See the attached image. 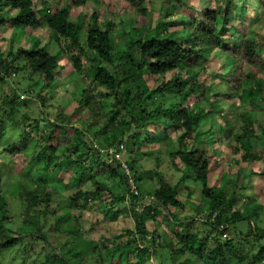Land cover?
I'll return each instance as SVG.
<instances>
[{
  "label": "trees",
  "instance_id": "obj_1",
  "mask_svg": "<svg viewBox=\"0 0 264 264\" xmlns=\"http://www.w3.org/2000/svg\"><path fill=\"white\" fill-rule=\"evenodd\" d=\"M86 1L0 0V27L13 30L10 44L13 46L17 34L28 40V47L17 45L14 51L9 50L7 58L0 48V85L10 77L16 85L9 94H0V254L11 252L17 259H29L30 252L37 249L41 259L35 264H86L89 258L95 264L105 258L114 260L113 264H153L152 259L173 264L179 257H184L180 264H192L190 257L200 264H264V246H259L248 262L242 256L236 258L242 262H230L237 251L234 240L220 241L230 226L241 221L249 226L248 238L256 243L264 240V231L258 226L263 206L247 200L252 193L245 181L248 178L223 174L228 190L222 184L214 185L217 179L210 181L211 160L215 159L217 167L223 163L215 155L217 150L222 151L223 141L231 154L241 153V160L261 161L259 175L264 177V156L251 149L253 138L264 144V125L250 114L264 105V0H203L201 18L188 14L196 10L188 0H160L155 19L149 13V0H118L120 12L126 14L129 9L134 18L116 24L105 20L102 26L98 12H94L84 27L83 19L71 21L70 11ZM143 21L145 24L138 27ZM257 23L259 28L251 38L248 32ZM42 31L46 38L39 34ZM115 37H125V42L121 45ZM61 39H68L70 48L58 45L53 52ZM70 49L73 52L67 62L72 72L88 79L80 89V98L72 101L76 106L72 115H83V108L90 111V117L75 121L80 128L69 124L63 107L48 98L57 73L67 67L60 59ZM215 58L223 60L225 67L212 70L210 64ZM166 75L170 76L167 81ZM147 77L154 80L151 88ZM33 102L41 107L27 110ZM245 102L249 109L241 111ZM206 122L208 128H204ZM256 130L260 131L258 135ZM173 132L176 148L170 140ZM164 144L170 147L171 166L178 158L184 171L201 185L208 212L205 224L220 236L213 239L211 249L206 247L207 236L200 238L198 233L188 232L201 205L193 204L189 197L181 201L177 185H171L157 170L153 173L157 189L143 193L139 185L142 178L135 172L132 157H148L150 147ZM119 145H124L129 155L126 168L106 165L100 154V150ZM26 151L31 153L28 157L36 174L47 177L48 182L31 187L28 178L17 175L13 189L20 195L23 214L18 217L22 218L20 225L10 228L8 224L16 222L1 190L6 176L1 166ZM234 163L238 165V161ZM231 166L232 162L228 171ZM62 172L68 174L67 180L61 177ZM129 172L135 177V193L127 183ZM103 177L118 178L120 194L111 193ZM83 183H90L95 190H81ZM69 189L74 193L65 196ZM104 191L109 192L108 203L101 200ZM89 196L92 203L102 205V219L109 222L121 217L116 207L129 203L133 229L125 230V243L108 249L104 238L93 241L84 236L79 220ZM146 198L150 201L147 204ZM64 199L68 210L62 208ZM187 201L191 206L185 210ZM53 202L62 208L61 216L51 226L63 235L61 239H50L48 232L37 225V218L29 215L42 206L41 213L54 216ZM159 210H163L162 218L167 223L185 226L176 232L175 244L170 238L158 241L148 234L147 223L159 220ZM96 223H91L89 230ZM142 240L153 249L148 251L144 242L140 244ZM37 243L42 247L37 248Z\"/></svg>",
  "mask_w": 264,
  "mask_h": 264
},
{
  "label": "rangeland",
  "instance_id": "obj_2",
  "mask_svg": "<svg viewBox=\"0 0 264 264\" xmlns=\"http://www.w3.org/2000/svg\"><path fill=\"white\" fill-rule=\"evenodd\" d=\"M188 5L192 6L195 8V12H190L188 14H191L195 16L196 18H201V10L203 9V6L205 5L203 0H188ZM250 7L251 5L248 4ZM149 6H151V10H149V13L153 14L155 19L159 16L158 11L161 8L160 6V0H149ZM148 6V7H149ZM121 5L118 0H87L86 3L83 6L77 7V8H72L70 11L71 14V21L75 20H82L83 19V26L86 27L88 25V22L90 21V16L94 12H98V23L103 26V23L105 20L111 21L112 24L118 23L119 20H128L132 19L135 17V14L133 11L128 9V13L124 14L121 13ZM121 13V14H120ZM250 15H252V10H249ZM120 14V15H119ZM158 14V15H157ZM149 20V18H148ZM150 21H152L150 19ZM145 24V21H143L141 24L137 25L138 27L142 26ZM260 23H257L254 25L250 31L248 32V35L252 38H254V33L257 32V29L259 28ZM104 28V27H102ZM39 34L46 38L47 34L45 32H39ZM144 34V32H142ZM13 35V30L8 27V26H1L0 27V48L3 51L4 57H8V52L9 50H15L17 45H21L22 47L26 48L28 47V40L26 37L22 34H17V40L14 41L13 46L10 44L11 42V37ZM85 38L82 36L80 42L83 43ZM115 42H118L119 44H123L125 42V37H121L117 39L116 37L114 38ZM123 41V43H122ZM58 44L54 46L57 47L53 52L58 50V45L63 46V47H69L71 45V42L66 39H61L58 40ZM73 52V51H72ZM71 49L68 50L60 59V63L66 64V68L62 72H58L56 75V81L53 84L52 88L50 89V93L48 98L53 101L56 104H59L63 107V114H70L68 123L69 124H74L75 127L80 128V125L76 123L75 121L79 118H85V117H90V111L89 109H81L80 112L83 115H80L79 113H76L75 115H72L73 108L76 106L73 105V100L74 98H80V89L86 86L88 79L83 77V74L74 75L72 72L73 68L70 66L67 62L68 57H70L72 53ZM78 54V53H75ZM221 58V57H220ZM219 59H214V61L210 64L211 69H215L216 71L218 68H222L223 65L225 67V62L223 60ZM82 60H84L82 58ZM11 74V73H10ZM12 77H10L11 79ZM170 78L169 75L165 76V80L167 81ZM9 79V80H10ZM7 83L1 84L0 85V94L1 93H10V90L12 87H15V83L12 81H9ZM147 84L150 86V88L153 86L154 80L152 77H147L146 78ZM217 82V80L215 81ZM90 95L92 96L93 90L89 92ZM72 96V97H71ZM31 106H27V110H32L34 107L35 108H40L41 104L39 102H33L31 103ZM243 109H249L247 102L242 103L241 106V111ZM250 114L257 118L259 122L264 125V105L260 110L256 111H250ZM233 117V115L231 116ZM54 117L51 118L53 120ZM207 123V122H206ZM98 127L101 125L100 122L96 124ZM210 125L207 123L204 125V128H208ZM50 128V127H48ZM47 128V129H48ZM260 133L259 130H256L255 134L258 135ZM169 134H171V131H169ZM170 140H171V145L176 148V137L174 135V132L172 135H170ZM156 140V139H155ZM251 149L254 153H261L264 156V144H260L259 142H256V140L253 138L251 139ZM219 144V143H217ZM150 152L151 155L148 157H134L135 160V165L136 169L135 172L138 174L140 173L142 181L139 182L140 187L144 192L154 190L158 188V183L157 181L154 180V172L155 170L163 173L165 176L166 180L171 184V185H177L178 187V194H179V199L181 201L185 200L186 198L189 197V200L193 204H197L198 206L201 205V212L199 214H196L194 219H192V226L190 227V233H198V237L204 238L206 237L207 241V249H211L214 246L213 239L214 238H219L214 231H212L206 224H205V218L207 217L208 212L206 211L205 205H206V200L201 196V185L195 181L193 176L190 174V172H186L183 169V166L180 164V161L178 158H175L174 160V167L171 166V163L169 162V153L168 151L170 150L169 146L164 145H154L150 147ZM210 148V147H209ZM217 148V147H216ZM119 149V147H118ZM143 150H146V148H143ZM222 150L221 152L219 150L216 151L217 154H215L217 157L222 158L223 163H220L219 167L215 165V159L211 160L210 163V181H214L215 179L216 182L214 185H219L222 184L228 190V182L227 180L223 177V174H226L228 177H230L231 174H236L242 179L245 180L244 178H248L245 181L248 182V188L251 189L252 193H250V198L247 200L249 202H252L253 200L258 203L259 205L263 206L262 211L260 212V217H259V223L258 226L264 231V177L261 178L259 173L262 170L263 166L261 161H257L254 163H247L243 160H241V153L236 155V154H231V151L227 149V142L223 141L222 146L220 148ZM29 151H26L24 153L19 154L18 156L11 157V161L7 164L4 165L3 168L4 173L6 174L4 183L1 186L2 192L6 195L8 203H9V214L13 216L14 221L16 222L15 225H10L8 224V227L10 228H15L19 226V222L21 223V220L18 219L19 215L21 216L23 214V207H21V199L20 195L17 193L15 194L14 192V182L16 180V177L18 174H21L25 178H28L29 181L27 182L28 185L31 187L36 183L37 185H42L43 183L48 182V178L44 176H39L36 174V167L31 163V156L29 155ZM105 156V153L104 155ZM120 158H122L123 162L125 163L129 159V155L124 152L122 155L119 153ZM106 157V156H105ZM155 157H160L156 158ZM235 159V161H234ZM156 161L159 162V166H156ZM233 166L228 171L229 166L231 165V162ZM238 161V165L236 166L234 162ZM1 164V163H0ZM126 165V164H125ZM114 166V165H113ZM114 168V167H113ZM150 172L149 174L146 172ZM228 171V172H227ZM222 172V175L220 174ZM36 174V175H35ZM128 179V182L131 187V191L135 193L136 191V182L134 181V176L133 172H129V174H126ZM186 175V176H185ZM188 175V176H187ZM61 177L65 180H67L68 174L63 173L61 174ZM222 181L220 183L219 179ZM183 178V181L181 182V179ZM105 186L110 189V192L115 193V194H120L122 188L119 185V179L118 178H106L103 177ZM102 179V180H103ZM98 181H100L99 178H97ZM81 190L85 192H93L95 189L90 183H83L80 186ZM247 192V190L245 191ZM74 193V190H70L68 192H64L63 194L65 196H69ZM109 192H102L101 194V200L104 203H108L109 201ZM92 196V195H91ZM66 198V197H65ZM92 197H88V202H84L86 205L85 209L82 211V217L80 218V224L84 228L83 232H85V237L89 240L93 241H98L101 237L107 240V248L110 249L113 244H122L127 241V236H124L125 230L128 229H133V221H132V213H131V208L129 203L126 204V206H118L116 207V211L121 212V217L117 219L115 222H109L105 221L102 219V214L100 213L102 210V205L101 207L98 205H95L92 203L90 200ZM65 201L61 202L62 208H66L65 210H68V204L66 199ZM149 199H145V203H149ZM80 203H83V199H80ZM56 202H53L52 207L56 208L55 215L53 216L52 214L47 213L44 215L41 213L42 206H39L37 209L31 210L29 212V215H33L37 218V225L43 227L44 231L48 232V237L51 238H56L60 237L62 238V234L59 233L58 229L57 231H54L52 229L53 223H55V220L61 216L62 211L58 206L56 205ZM191 206V203L189 201L186 202V208H189ZM203 207V208H202ZM163 210H159V220L157 222H149L147 223V229H148V234L156 238V240L160 241L161 239H166L170 238L174 244L176 243V237L175 234L177 231L181 232L182 229L185 227L184 224L181 226H177V224H173L172 222H166L163 218ZM20 220V221H19ZM94 222H99L94 224V226L89 230L91 223ZM88 230V231H87ZM87 231V232H86ZM249 232V226L246 224V222H237L233 226H230L228 232L223 235L220 238V241L223 240H228V239H233L235 246L237 248V251L235 252V255L231 256V259L229 260L230 262H237L241 260L236 259L238 257H243L246 260L244 262H248L250 260V256L258 251L259 246H264V240L256 243L254 242L253 239L248 238L246 235ZM31 233H28L27 235L30 236ZM118 237V238H115ZM145 243V246L147 247V250L150 251L153 249V245L146 243L144 240L141 241L140 244ZM38 244V245H37ZM35 246L39 248L41 245L40 243H37ZM42 244V243H41ZM42 247V246H41ZM36 249V248H35ZM40 253V251H39ZM37 249L34 252H30L29 259H26L25 256L21 258L26 259L25 264H35L38 262L41 257L38 255ZM116 255V254H115ZM114 255V256H115ZM235 256V259L232 258ZM135 259V258H131ZM192 264H200L197 261H193V259L190 257ZM20 259H17L14 257V255L11 252H6L0 254V264H20L21 263ZM184 260V257H179L178 260L175 261L173 264H180ZM86 264H95L93 263L92 259H87ZM114 260L111 262H108V260L105 258L101 264H113ZM153 264H160L156 259H152Z\"/></svg>",
  "mask_w": 264,
  "mask_h": 264
},
{
  "label": "clouds",
  "instance_id": "obj_3",
  "mask_svg": "<svg viewBox=\"0 0 264 264\" xmlns=\"http://www.w3.org/2000/svg\"><path fill=\"white\" fill-rule=\"evenodd\" d=\"M72 113V112H71ZM70 115V114H68ZM69 117V116H68ZM125 152V146L124 145H119L118 148L110 147L105 150H100V154L105 156H102L105 164L108 166H111L112 168H116L117 166L126 168L125 163L123 162L122 158H120L119 153L122 155ZM134 158V157H132ZM114 165V166H113Z\"/></svg>",
  "mask_w": 264,
  "mask_h": 264
}]
</instances>
